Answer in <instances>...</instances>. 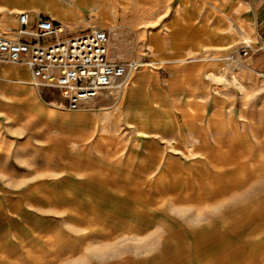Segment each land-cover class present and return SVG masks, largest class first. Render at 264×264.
<instances>
[{
	"label": "rangeland",
	"instance_id": "rangeland-1",
	"mask_svg": "<svg viewBox=\"0 0 264 264\" xmlns=\"http://www.w3.org/2000/svg\"><path fill=\"white\" fill-rule=\"evenodd\" d=\"M116 1L111 20L80 0H0V37L20 33L19 9L66 35L91 24L128 69L72 111L0 59V264H264V73L244 40L176 50L178 0L154 19Z\"/></svg>",
	"mask_w": 264,
	"mask_h": 264
},
{
	"label": "built area",
	"instance_id": "built-area-1",
	"mask_svg": "<svg viewBox=\"0 0 264 264\" xmlns=\"http://www.w3.org/2000/svg\"><path fill=\"white\" fill-rule=\"evenodd\" d=\"M20 32L31 40L0 38V59L26 65L34 83L60 91L69 110H79L95 99L103 89L126 77L127 65L110 58V33L93 28L76 35H66L62 23L41 17L30 27L29 12L18 15ZM258 51L264 53V34ZM247 44L244 55L252 54Z\"/></svg>",
	"mask_w": 264,
	"mask_h": 264
},
{
	"label": "crops",
	"instance_id": "crops-1",
	"mask_svg": "<svg viewBox=\"0 0 264 264\" xmlns=\"http://www.w3.org/2000/svg\"><path fill=\"white\" fill-rule=\"evenodd\" d=\"M130 1L140 4L141 8H144L146 4L151 5V13H154L153 19L161 16L160 11H157L161 0ZM120 2H123V0ZM178 2L180 4L179 9L175 10V14L172 17L173 23L170 24V33L176 36V44L180 45L176 50H183V48L191 51H196V49L199 50L200 48L224 50L238 46L243 40L250 43L257 42L256 47L258 49L253 46V53L248 58V61L254 69L264 73V53L258 51L259 45H261V36L264 34V0H178ZM80 3L85 6L92 5L93 10L99 11L111 20L118 19L116 16L118 2L116 0H80ZM19 10V13L29 12L30 20L31 18L34 20V25L33 27L30 26L31 28L35 27L36 22L41 17H47L61 23L52 15L35 11H24L23 9ZM65 11L71 14L67 9ZM156 11L157 15H155ZM19 13L17 14V23L20 29ZM146 17L148 16H146L145 11L139 8L137 18L144 19ZM60 19L66 21L63 20L62 16ZM91 26V24H82L83 30L78 32V29H72V32H69L68 35H76L98 28ZM8 29L10 30L2 31L4 35L8 36L7 38L31 40L33 37H19L21 33L11 32L10 27ZM99 29L108 30L107 28ZM114 61L121 62L116 59ZM174 69L179 73L183 71L184 66H176ZM7 71L19 81L30 82L33 80L31 70L26 65L10 66ZM209 77L213 78V75H209ZM203 107L205 106L203 105Z\"/></svg>",
	"mask_w": 264,
	"mask_h": 264
},
{
	"label": "bare ground",
	"instance_id": "bare-ground-1",
	"mask_svg": "<svg viewBox=\"0 0 264 264\" xmlns=\"http://www.w3.org/2000/svg\"><path fill=\"white\" fill-rule=\"evenodd\" d=\"M21 33V32H20ZM247 44L249 43V44H251L250 42H246ZM124 83L123 82H119L117 85H118V87H121L122 85H123Z\"/></svg>",
	"mask_w": 264,
	"mask_h": 264
}]
</instances>
